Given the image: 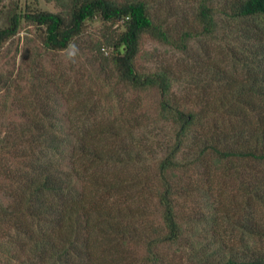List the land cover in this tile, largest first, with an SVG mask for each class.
<instances>
[{
  "label": "trees",
  "instance_id": "1",
  "mask_svg": "<svg viewBox=\"0 0 264 264\" xmlns=\"http://www.w3.org/2000/svg\"><path fill=\"white\" fill-rule=\"evenodd\" d=\"M52 1L59 11L27 7L10 11L7 24L0 26V48L18 32L22 21L41 28L42 52L74 49L89 20L118 23L116 33L105 40L111 48L109 60L98 59L97 67L90 62L86 69L87 78L97 77L98 95L104 84L110 87L109 95L101 108L94 95L78 98L79 89H64L65 83H57L55 76L44 81L46 77L35 64L41 59L36 57L24 73L34 89L28 95L34 99L20 92L10 95L12 86H5L4 98L10 100L8 105L2 103L3 112L19 116L21 122L19 126L8 123L16 126L1 134L7 123L3 112L0 116V264H183L181 255L169 251L175 246L191 250L180 199L194 196L197 187L181 183V175L202 167L200 174L209 176L212 171L206 158L211 156L217 166L226 162L224 169L229 171L233 170L227 165L231 160L264 162V41L256 38L263 30L256 27L257 36L252 37L256 59H252L254 71L246 80L248 85L242 81L232 88L230 102L220 98L215 105L205 100L200 109L184 111L171 98L170 71L140 70L136 59L146 36L187 49L194 35L189 29L175 39L163 23L155 21L147 0ZM219 15L236 21L264 17V0H224L217 5L212 0H198L195 20L201 35L217 38ZM23 57L27 61L31 55ZM114 75L131 94L160 92L154 120L131 117L132 111L127 112L120 100L118 110L113 106L115 86L109 82ZM216 77L221 78V73L216 72ZM39 79L46 82L47 93L38 97L33 80ZM252 95L259 98L257 105L250 102ZM223 101L250 107L257 122L241 129L230 115L227 123L207 127L204 121L218 114ZM241 112L236 108L234 116ZM130 117L142 118L145 125L140 131L152 127L157 134L171 137L170 147L156 163L153 178L157 186L150 185L149 171L141 165V144L135 141L134 145L139 131L128 129L133 125ZM186 143L195 151L191 159ZM219 170L214 172L222 174ZM260 183L253 188L252 197L248 196L249 205L244 206V218L238 224L244 235L254 239V248L243 241L238 246L242 252L221 242L213 246L202 242L196 246L201 255L198 264H264V184ZM152 186L151 199L146 198L147 187ZM148 201L154 202L157 224L149 220L153 213L146 212ZM137 246L143 249L140 257L134 251Z\"/></svg>",
  "mask_w": 264,
  "mask_h": 264
},
{
  "label": "rangeland",
  "instance_id": "2",
  "mask_svg": "<svg viewBox=\"0 0 264 264\" xmlns=\"http://www.w3.org/2000/svg\"><path fill=\"white\" fill-rule=\"evenodd\" d=\"M147 1L150 2V12L155 21L163 23L165 29L175 39L179 38L181 32L188 29L194 34L188 40L185 50L165 45L146 36L142 40L141 49L136 59L137 67L140 70L149 71L164 68L170 71L174 84L171 89V98L181 109L184 111L200 109V103L205 100L212 101L215 105L220 98L230 102L233 100L234 88L239 87L242 81L245 86L248 85L246 80L254 71L252 59H256L254 54L256 47L251 46L252 43L255 44L252 37L258 32L257 27L263 31L259 37L256 34V38L264 41V17L236 21L219 15V32H217V38L212 39L200 34V27L195 20L198 0ZM212 2L217 5L224 0H212ZM24 7L60 10L59 5L52 0H0V26L7 24L10 11L12 12L14 9L22 11ZM116 27H118V23L111 25L99 20H89L85 23L79 38H77L78 40L76 39L74 49L54 52L45 50L43 53L40 50L42 47L41 28L35 24L22 21L18 32L0 48V116L3 112L2 103L5 102L8 105L10 100L7 99L6 101L4 98L6 95L5 86L8 84L12 86L10 95L16 96L20 92L24 97L34 99L35 96L29 97L32 95L30 90L34 93V89L25 81L24 73L26 67L33 63L31 61L35 57L41 59L39 62L35 61V64L38 65L39 73L46 77L44 81L55 76L58 79L57 83H65L64 89L72 88V86L74 90L79 89L81 95L78 98L85 95H92L93 97L94 95V99L96 98L100 103L98 104L99 107L104 108L109 95L107 91L110 87L108 84H104V87L101 88V95H98L96 85L99 82H97V77L87 78L88 70L86 69L90 67V62L94 67H97L99 65L98 59L101 61L106 59V62L109 60L111 48L106 46L105 40H107V36H113L116 33ZM242 29L247 31L248 38L241 34L243 33L240 31ZM98 45H101L100 49L97 48ZM23 55L29 57L31 55V57L26 61ZM17 70H20V73ZM216 72L221 73L222 77L217 78ZM33 81L37 84L38 97L44 96L47 93L46 87H43L46 82L40 79ZM67 81L71 83L69 84ZM109 83L110 86H115L112 94V101L116 99L115 104H113L115 108L119 106L117 100H120L122 107L127 112L132 111L131 117L142 115L146 120H150V118L154 120L161 100V94L158 90L131 94L126 91L122 84L117 82L115 75ZM17 87L18 90L15 89ZM250 102L257 105L260 101L259 98L252 95ZM236 108H240L242 111L238 116H234ZM124 109L122 110L124 111ZM211 109L214 108H209V110ZM232 109L234 110L233 113ZM217 113V115H213L204 121L207 127H212L216 123H227L226 120H230L227 119L230 115H233L231 120L237 122L241 129H247L250 124L257 122L256 113L238 101H233L230 104L223 101L222 109L218 110ZM3 117L6 119L7 125L1 128V134L9 131L11 126H16L8 123L19 126L21 122L19 116L9 112H3ZM131 117L133 125L128 129L139 131L134 138V145L141 144V165L145 167L146 171H149L152 179L151 185L157 182L153 178L156 175L157 160L165 154L172 140L169 135L162 132H160L161 135L157 134L158 130L152 127L140 131L145 125L142 118L134 120ZM153 120L152 123H154ZM154 124L157 125L158 123L155 122ZM75 132L78 133V129H75ZM142 139L143 141L140 142ZM186 146V153L189 158L190 154H195V151L191 152L190 143H186ZM206 160L212 171L209 176L205 175L206 179L200 174V171L204 169L202 167L190 171L186 176L181 175V183L197 187L193 191L195 192L194 196L180 199L182 201L180 211L187 217L186 232L191 236V250L186 248L182 251L181 248L175 246L169 251V253H176L177 256L181 255L183 264H198L201 255L198 254L199 251L196 246L202 242H208L210 246L221 242L224 247H234L239 252H242L238 248L242 241L248 245V248H254V239L244 235L238 228V224L244 218V206L249 205L247 198L253 193V188L259 186L260 182L264 184V162L259 163L251 159L231 160L227 165L233 170L229 171V169H224L226 162L217 166L213 161L215 157H207ZM216 168L220 169L222 174L214 172ZM234 173L235 177L233 176ZM156 184L154 183L155 186H157ZM155 186L147 187L144 194L146 198L151 199L152 189ZM145 206L147 213H153L149 220L157 224L159 216L155 214L154 202L148 201ZM142 250L140 246L134 249L139 257L142 255ZM221 255L223 256L222 253Z\"/></svg>",
  "mask_w": 264,
  "mask_h": 264
}]
</instances>
